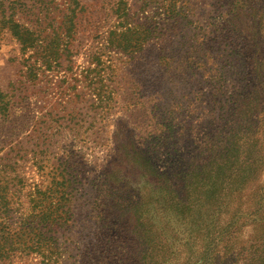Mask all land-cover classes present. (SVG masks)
Segmentation results:
<instances>
[{
	"label": "rangeland",
	"instance_id": "1",
	"mask_svg": "<svg viewBox=\"0 0 264 264\" xmlns=\"http://www.w3.org/2000/svg\"><path fill=\"white\" fill-rule=\"evenodd\" d=\"M262 75L264 0H0V264H264V172L191 182Z\"/></svg>",
	"mask_w": 264,
	"mask_h": 264
},
{
	"label": "trees",
	"instance_id": "2",
	"mask_svg": "<svg viewBox=\"0 0 264 264\" xmlns=\"http://www.w3.org/2000/svg\"><path fill=\"white\" fill-rule=\"evenodd\" d=\"M7 29L19 42L23 55H28V58H26L27 63L31 61V57L41 55L42 51L38 38L35 37L32 30L18 23L10 24ZM113 34L114 31L112 30L109 33L108 42H110ZM28 67H30L29 64ZM259 82L260 84L256 90L245 94V100L236 101L234 114L229 116L225 141L222 140L221 144L209 150L216 160L221 159L222 164H220L219 170H216L213 174L209 172L202 173V180H199V177L192 176L191 182L197 196L214 198L217 195L218 197L226 186L230 184L240 185L243 183L245 176L264 172L263 75L260 77ZM251 147H253L252 151ZM235 151L242 156L240 163L237 166L232 165L226 168L228 172L221 174L224 166L231 162ZM225 178V186L216 185L222 183ZM206 183L210 185V188L205 187Z\"/></svg>",
	"mask_w": 264,
	"mask_h": 264
}]
</instances>
